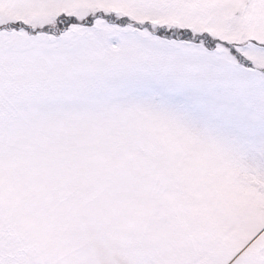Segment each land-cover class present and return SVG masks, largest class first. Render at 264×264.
<instances>
[{
  "label": "snow or ice",
  "instance_id": "obj_1",
  "mask_svg": "<svg viewBox=\"0 0 264 264\" xmlns=\"http://www.w3.org/2000/svg\"><path fill=\"white\" fill-rule=\"evenodd\" d=\"M0 264H264V0H0Z\"/></svg>",
  "mask_w": 264,
  "mask_h": 264
}]
</instances>
